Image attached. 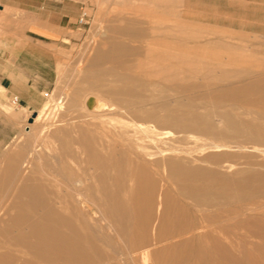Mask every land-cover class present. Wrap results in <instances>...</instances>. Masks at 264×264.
<instances>
[{
    "label": "rangeland",
    "instance_id": "rangeland-1",
    "mask_svg": "<svg viewBox=\"0 0 264 264\" xmlns=\"http://www.w3.org/2000/svg\"><path fill=\"white\" fill-rule=\"evenodd\" d=\"M0 1L4 9L0 12L2 27L8 28L15 22V18L25 16L24 12L13 7L15 0ZM29 1L23 0V3L27 4ZM75 2L78 3L79 8L76 18L73 19L74 28L66 32L62 41L51 42L42 39L45 43H42L43 48L37 50L38 60L35 61H30L25 51L21 52L22 60L27 62V67L39 73L40 84L47 86L46 90H42L43 98L38 108L35 112L29 113L20 111L18 106L11 104L3 107L8 122L13 125V130L7 129V141L0 142V221L2 222L0 252L18 254L14 245L5 239L1 229L2 224L10 217L14 197L20 190L41 185L44 190L56 191L62 197L66 191L69 192L75 186V181L78 179L85 181L86 185H97V182L88 175L92 170L86 172L88 165L78 143L80 131L95 129L90 123V117L86 115L96 113V100L102 89L96 83L98 74L88 70L91 64H105L110 71L107 75L109 80L114 78L112 72L115 71L117 64L121 63L125 66L120 70V72L124 71L121 72L122 78L128 82L132 77L131 73L135 70L140 82L161 79L168 88L176 86L193 88L192 91H169L159 99L154 98L151 102L153 107L155 103L173 100L184 104L205 102L206 97L224 91L230 86L243 84L249 79L264 75L261 71L264 67V0H76ZM82 9L84 10L81 12ZM81 13L88 16L85 25H80L78 22ZM50 39L58 38L50 37ZM24 42L22 41V47H25ZM152 53L157 57L151 58L149 55ZM231 54L236 55L232 62L228 57ZM102 55H107L108 58L102 59ZM173 55L177 57L174 58ZM9 60L15 62L16 58L10 57ZM132 64L135 67L130 69ZM158 64H162L160 74L157 72ZM253 70L258 71L257 76H253ZM87 80L96 83L97 86L94 84L91 86L93 88H85ZM105 94L106 92L103 95ZM110 99L109 97L108 100ZM72 101L77 105L70 109L69 104ZM258 103L261 101L255 96H250L232 102H223L219 106L205 105L194 111L219 112L222 109L232 108L231 110L239 115L243 122L250 123L257 120L258 124L264 126V111L257 109ZM262 104H264L263 100ZM150 107L153 111L156 110ZM179 110L185 109L173 107L164 110V113H177ZM35 113L36 118L30 124L29 119ZM83 114L86 117L76 119L73 123L72 118ZM109 114L115 120L127 119L112 111ZM214 122L217 126L222 125L218 117L214 118ZM150 125L156 130L149 134L152 139H145L151 141V145L146 142L147 148L153 152L166 150L170 154L157 153L154 158L146 160V165L152 176L172 194L176 186L167 181L161 168L156 165L158 160L205 158L215 154H225L218 161L210 158V164L196 165L210 167L211 170L216 169L226 177L210 182V186L212 185L210 196L218 198L231 195L235 200L231 208H236L242 203L250 206L253 203L264 204V142H254L256 146L252 143L237 146L227 140L229 144L226 151L214 152L207 148V145L211 142L219 144V138L197 134L184 136L182 133L160 128L155 123ZM26 127L29 128L28 131ZM120 128L119 123L109 126L113 134H118ZM64 130H67V133ZM162 131L166 135L162 134ZM254 147L262 152L254 151ZM71 149L74 155L68 154ZM226 163L232 164L233 168L222 167ZM85 176L87 181L84 179ZM242 180L244 183L239 182ZM186 202L193 203L190 199H186ZM189 210L198 222V214L191 207ZM218 214L220 216L210 215L211 220L223 216L221 211ZM254 216L250 215L243 220L239 229L235 228L234 222L219 225L220 231L218 230L216 234L220 249L216 250L215 244L211 242H196L181 264H264V208ZM14 230L13 228L11 231ZM99 244L105 251L113 249L117 253L122 252V244L118 245L117 241L114 245H108L100 239ZM141 259L139 254H133L124 264H145L143 259L141 263ZM148 264H152L151 261Z\"/></svg>",
    "mask_w": 264,
    "mask_h": 264
},
{
    "label": "bare ground",
    "instance_id": "bare-ground-1",
    "mask_svg": "<svg viewBox=\"0 0 264 264\" xmlns=\"http://www.w3.org/2000/svg\"><path fill=\"white\" fill-rule=\"evenodd\" d=\"M106 56L102 55L101 58ZM149 56L157 57L154 53ZM228 57L232 62L236 55L231 54ZM161 65L158 64V74L162 72ZM123 67L125 66L121 63L117 64L112 72V80L107 78L110 71L105 64L93 63L88 68L91 73L98 74L96 83L102 89L96 100V113L86 115L90 117V123L95 129L80 131L78 143L88 165L86 172L92 170L88 175L97 185H86L85 181L76 179L75 186L62 197L56 191L44 190L41 185L20 190L14 197L10 217L2 224L1 229L5 239L14 245L18 254L0 252V264H124L133 254H139L145 264L150 261L152 264H181L196 242H211L215 244L216 250L220 249L216 234L220 229L219 225L234 222L235 228L239 229L243 220L250 215L256 216L263 210L264 204L257 203L251 206L242 203L236 208H231L235 202L231 195L218 198L210 196V182L226 177L216 169L196 165L210 164V158L218 161L225 154L205 158L158 160L156 165L161 168L167 181L176 186L172 194L152 176L146 165V160L154 158L155 154L168 155L170 152L150 151L146 142L151 141L145 139H152L149 134L155 132L156 128L150 124L155 123L160 128L170 129L184 136L197 134L219 138V144L211 142L207 145V148L214 152L226 151L229 144L227 140L237 146H244L246 143L256 146L254 142H264V126L258 124L257 120L243 122L232 108L219 112L194 111L205 105L219 106L223 102L250 96H255L261 101L257 104V109L264 111V75L249 79L243 84L230 86L206 97L205 102L188 101V104H184L173 100L155 103L153 107L151 102L154 98L159 99L169 91H192L193 88H168L161 79L140 82L135 70L128 82L122 78L123 70H120ZM134 67L132 64L130 69ZM261 71L264 73V67ZM252 73L257 76L258 71L253 70ZM96 83L94 84L97 86ZM94 84L87 80L85 88ZM76 105L77 103L72 101L69 108ZM150 106L156 110L153 111ZM173 107L185 110L164 113V110ZM110 111L127 119L115 120L109 114ZM86 116L83 114L71 120L75 123L76 119ZM215 117L220 118L221 126L215 124ZM116 123L121 125L120 132L113 134L109 126ZM64 131L67 133V130ZM162 134L166 135L163 131ZM253 150L262 152L257 147ZM68 154L74 155L72 149ZM222 167L232 169L233 165L226 163ZM84 179L88 180L86 176ZM239 182L244 183V180ZM186 199L193 203H187ZM188 207L198 214V222L192 217L193 213ZM220 211L223 216L211 220L210 215L220 216ZM13 228L15 230L11 231ZM100 239L108 245H114L117 241L118 245L122 244V252L117 253L113 249L105 251L99 244Z\"/></svg>",
    "mask_w": 264,
    "mask_h": 264
},
{
    "label": "crops",
    "instance_id": "crops-1",
    "mask_svg": "<svg viewBox=\"0 0 264 264\" xmlns=\"http://www.w3.org/2000/svg\"><path fill=\"white\" fill-rule=\"evenodd\" d=\"M15 1L13 7L25 16L15 18L8 28L0 25V142L7 141V129L13 130L3 107L16 97L18 110L35 112L43 98L42 90L47 89L46 85L40 84L39 73L32 71L22 60L21 52L25 51L30 61L38 60L37 50L45 40L62 41L66 32L74 28L73 19L79 8L76 0H30L27 4L23 0ZM3 10L1 6L0 12ZM22 41H25V47H22ZM10 57H15L16 61L10 62Z\"/></svg>",
    "mask_w": 264,
    "mask_h": 264
},
{
    "label": "built area",
    "instance_id": "built-area-1",
    "mask_svg": "<svg viewBox=\"0 0 264 264\" xmlns=\"http://www.w3.org/2000/svg\"><path fill=\"white\" fill-rule=\"evenodd\" d=\"M87 18H88V16H87L85 13H83V14L81 15L79 21H78L79 24H80V25H85V24H87ZM11 104L14 105V106H17V104H18V99H17L16 97L13 98V99L11 100Z\"/></svg>",
    "mask_w": 264,
    "mask_h": 264
},
{
    "label": "water",
    "instance_id": "water-1",
    "mask_svg": "<svg viewBox=\"0 0 264 264\" xmlns=\"http://www.w3.org/2000/svg\"><path fill=\"white\" fill-rule=\"evenodd\" d=\"M35 117H36V113L33 114L32 117L29 119V123H33Z\"/></svg>",
    "mask_w": 264,
    "mask_h": 264
}]
</instances>
